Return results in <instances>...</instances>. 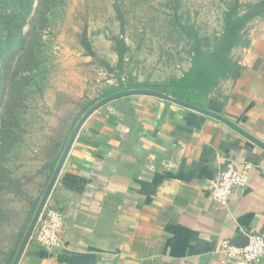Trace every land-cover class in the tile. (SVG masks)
<instances>
[{
	"label": "crops",
	"instance_id": "obj_1",
	"mask_svg": "<svg viewBox=\"0 0 264 264\" xmlns=\"http://www.w3.org/2000/svg\"><path fill=\"white\" fill-rule=\"evenodd\" d=\"M245 37L231 53L240 76L206 109L264 144V15ZM229 162L250 163V179L222 204L210 183ZM49 200L64 214L62 246L30 239L18 264H234L222 241L264 234V146L174 102L122 97L85 122Z\"/></svg>",
	"mask_w": 264,
	"mask_h": 264
},
{
	"label": "rangeland",
	"instance_id": "obj_2",
	"mask_svg": "<svg viewBox=\"0 0 264 264\" xmlns=\"http://www.w3.org/2000/svg\"><path fill=\"white\" fill-rule=\"evenodd\" d=\"M260 1L34 0L30 13L28 0H0V264H12L8 256L18 251L53 175L56 143L86 112L82 108L101 100L120 77L143 82L181 76L191 66L196 35L211 49L237 2L244 14ZM45 9L47 24L40 28ZM6 15L26 17L24 34L39 41L33 70L27 56L14 59L6 52ZM83 35L106 62L87 54ZM116 38L129 48L122 68Z\"/></svg>",
	"mask_w": 264,
	"mask_h": 264
},
{
	"label": "trees",
	"instance_id": "obj_3",
	"mask_svg": "<svg viewBox=\"0 0 264 264\" xmlns=\"http://www.w3.org/2000/svg\"><path fill=\"white\" fill-rule=\"evenodd\" d=\"M33 2L34 0H28L26 3L30 13L33 11ZM238 9L239 2H237L235 6L227 12L225 17L224 32L216 45L211 49H205L201 38L198 37V35L195 36V42L193 43L192 47L191 66L181 76H172L165 81L143 82L136 81L133 76H129L128 79H123L120 77L117 85L111 86L109 89H107L102 97L104 98L121 90L145 88L170 94L179 100L202 108H208L211 94L218 86L220 81L228 77L236 78L240 76L243 67L232 58L231 53L236 46L241 44H249L248 39L245 37V28L253 18L258 15H264V0H261L254 6L253 9L247 11L244 14H238ZM43 12V16H41L42 26L40 28H43L45 24H47V19L45 17L47 9H45ZM27 23L28 21L26 17L19 21L17 15H6L4 26L7 34L5 35L6 37H3H5L4 39L6 41V52L10 54L12 53V58L14 59L27 56L29 61L28 64L31 68L30 70H33L36 68V65H38V63H35V59L37 58V49L35 46L37 47L39 45V41H36L33 44L31 41H29V37L33 36L34 34H32V32L30 34H24L23 30ZM82 42L89 56H92L95 61L97 60L99 62H106L104 59L100 58L98 52L93 49L87 35H83ZM16 47L17 50L15 51ZM128 50V45L123 39H115V51L118 56L117 66H119V68H122V64L125 60V55ZM21 51H26V53L23 52L20 54ZM104 64H107L108 67L110 66L108 63ZM93 104L94 102L84 106L82 108V113L87 111L88 108ZM76 122L77 119H74L72 124H70L69 128L67 129L65 135L61 138V141H57L56 143V154L54 159H52L49 163V168L52 171H54L57 166V163L62 155L71 132L76 125ZM16 253L17 252H13L8 256L9 263H12Z\"/></svg>",
	"mask_w": 264,
	"mask_h": 264
},
{
	"label": "built area",
	"instance_id": "obj_4",
	"mask_svg": "<svg viewBox=\"0 0 264 264\" xmlns=\"http://www.w3.org/2000/svg\"><path fill=\"white\" fill-rule=\"evenodd\" d=\"M250 163L229 162L211 180L212 196L222 204H227L234 192L245 186L250 179ZM64 214L48 199L32 234L39 245L47 249L62 246L61 231ZM248 244L238 246L231 240H224L220 252L225 262L234 264H257L264 257V234L248 233Z\"/></svg>",
	"mask_w": 264,
	"mask_h": 264
},
{
	"label": "water",
	"instance_id": "obj_5",
	"mask_svg": "<svg viewBox=\"0 0 264 264\" xmlns=\"http://www.w3.org/2000/svg\"><path fill=\"white\" fill-rule=\"evenodd\" d=\"M135 94H147V95H153V96H156V97H159V98H162V99H165L169 102H174L176 104H179V105H182V106H185L187 108H190V109H193L195 111H198V112H201V113H204V114H207L209 116H212V117H215L221 121H223L224 123L232 126L233 128L237 129L239 132H241L242 134L248 136L249 138L253 139L254 141L258 142L260 145L264 146L263 143H261L260 141H258L257 139H255L252 135H250L249 133H247L246 131H244L243 129H241L240 127H238L236 124H234L233 122H231L229 119L225 118L224 116L220 115V114H217L216 112H213L211 110H208L206 108H202V107H199V106H196V105H193V104H190L188 102H185V101H182V100H179L177 98H175L174 96L170 95V94H166V93H163V92H159V91H155V90H152V89H128V90H121V91H118V92H115L111 95H108L104 98H102L101 100H99L98 102H96L94 105H92L83 115L82 117L79 119V121L77 122L76 126L74 127L73 129V132L71 134V136L69 137V140L62 152V155L57 163V166L53 172V175L51 177V180L46 188V191L42 197V199L40 200L37 208H36V211L32 217V220H31V223L22 239V242L18 248V251L15 255V258L12 262V264H18L23 253H24V250L27 246V244L29 243L30 239H32V234L34 232V229L37 225V222L44 210V207L51 195V192L54 188V185L65 165V162L70 154V151L75 143V140L82 128V126L85 124V122L91 117L92 114H94L99 108L103 107L105 104L109 103V102H112V101H115L119 98H122V97H126V96H130V95H135ZM241 238V241H237V242H234L236 245L238 246H245L248 244V236L246 234H242L240 236Z\"/></svg>",
	"mask_w": 264,
	"mask_h": 264
}]
</instances>
